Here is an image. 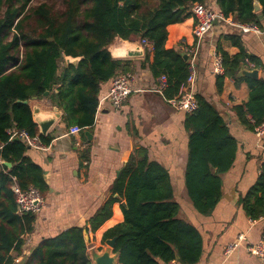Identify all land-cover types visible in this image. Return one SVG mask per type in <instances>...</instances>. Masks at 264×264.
I'll use <instances>...</instances> for the list:
<instances>
[{"label":"trees","instance_id":"16d2710c","mask_svg":"<svg viewBox=\"0 0 264 264\" xmlns=\"http://www.w3.org/2000/svg\"><path fill=\"white\" fill-rule=\"evenodd\" d=\"M31 1L0 0V159L10 164L0 165V264L17 263L23 236L32 231L35 220L34 213H16L12 184L21 189L36 187L42 196L49 189L42 167L25 155L27 145L9 132L25 131L44 143L51 140L50 135L39 133L31 109L23 101L48 99L62 110L67 127L89 128L101 83L129 68L126 60L114 59L108 51L116 37L149 40L151 49L145 50L143 64L154 77L165 76L164 98L175 97L188 75V63L179 49L193 44L195 37L191 33L190 42L166 46L168 27L191 18L193 29L192 4L206 0ZM254 1L216 3L224 16L262 28L264 0H257L261 5L257 12ZM227 38L239 51L229 55L217 46L223 65V73L217 75L218 89L225 77L236 87L247 83V100L233 110L240 124L254 131L264 120V79L239 75L245 58L252 63L255 59L246 53L237 34ZM65 56L81 58L74 65L67 64ZM196 98L197 109L185 113L183 121L189 133L184 184L195 210L208 215L218 202L221 175L233 164L237 142L214 106L201 96ZM114 203L119 204L123 220L105 230L101 240L115 237L113 253L118 255L119 264H194L200 259L201 236L193 224L178 217L169 173L160 163L149 160L145 149L132 151L105 201L86 220L92 232L112 216ZM241 205L250 219L264 216V161ZM117 213L108 223L115 221ZM83 231L76 225L42 238L25 264H91Z\"/></svg>","mask_w":264,"mask_h":264},{"label":"crops","instance_id":"0c3cea01","mask_svg":"<svg viewBox=\"0 0 264 264\" xmlns=\"http://www.w3.org/2000/svg\"><path fill=\"white\" fill-rule=\"evenodd\" d=\"M261 25L264 28V20ZM168 29L166 46H173L176 42L188 43L191 41L192 19ZM234 33L240 37L246 53L255 59L253 65L258 69V77L264 79V31L241 33L223 23H215L199 45L194 93L209 101L222 115L236 139L237 151L231 168L221 175L220 196L211 213H198L187 195L184 173L189 133L183 124L185 113L174 109L162 92L157 91L158 78L152 75L147 64H143L145 50L151 49V45L142 46L140 56L114 58L126 60L128 71L135 75L133 91L120 107L103 99L110 80L103 82L94 122L89 128L77 134H67L68 127L62 121L63 112L58 109L59 117L44 135H50L51 140L48 143L40 140L41 148L27 145L25 155L42 167L49 189L35 214L32 231L23 236L22 256L16 258L17 261L28 256L42 238L54 236L71 226H82L92 242L95 238L101 240L105 230L120 223L123 216L118 203L112 205V216L94 232L86 220L105 201L113 180L132 151L140 147L146 150L149 160L160 163L168 171L173 197L179 205L178 217L193 224L201 236V257L194 264H264V260L246 250L247 245L255 244L263 236L264 216L250 219L241 205V198L260 173L264 161V136L258 137L240 124L233 110V106L247 100V83L241 82L236 87L231 78L225 77L221 89H218L217 74L211 69L212 51L217 46L229 55L239 51L227 38ZM122 44L115 38L110 46L117 50ZM243 66L249 69L247 64ZM36 101L34 107L37 105L40 112L53 113L54 105L48 99ZM85 131L89 135H85ZM76 141L80 145L76 146ZM116 210L115 221L108 223ZM239 235L243 236L242 242L226 255V245ZM88 239H85L87 246ZM87 249L89 253L91 247ZM173 264L182 263L174 261Z\"/></svg>","mask_w":264,"mask_h":264},{"label":"built area","instance_id":"2783aa9c","mask_svg":"<svg viewBox=\"0 0 264 264\" xmlns=\"http://www.w3.org/2000/svg\"><path fill=\"white\" fill-rule=\"evenodd\" d=\"M216 0H206L203 3L195 2L192 4L191 13L194 17V26L192 33L195 37L193 44L184 47V51L187 53L186 61L188 63L187 70L188 75L186 80L181 83L178 93L175 97L166 99L168 103L176 110L183 113H192L198 107L197 98L194 93V83L196 79L197 70V55L199 45L204 39V37L212 30L215 22H220L228 25L241 33H262L264 28L258 27L255 23H240L231 16H224L221 10L218 8L217 3L213 7ZM142 46L151 45L149 40L142 38L140 39ZM212 72L214 74L223 73L222 56L217 50L212 51ZM244 63L247 64L249 68H254L253 63L245 58ZM135 75L130 71L118 72L110 79V86L107 90L106 95L103 99L108 100L115 107H120L122 103L128 98L132 90V84L134 82ZM166 86V78L164 75L158 77V85L156 87L158 92H162L163 88ZM102 100V98L100 99ZM82 128L77 125H72L68 127L67 134H77L81 132ZM11 137L17 136L26 145L34 148H41L42 144L39 136H30L25 131H9ZM256 136H264V120L254 127ZM78 146L80 143L75 142ZM0 159V165L2 164ZM11 190L15 195L16 203V213L22 215L27 212L36 214L43 202V196L36 187L29 186L27 189H21L16 183H13ZM243 240V236L239 235L234 241L227 244L224 253L228 255L234 249H236ZM246 250L251 254L257 256L259 259L264 260V235L255 244H250L246 246ZM174 263V261H172ZM171 262V264H173Z\"/></svg>","mask_w":264,"mask_h":264},{"label":"water","instance_id":"95a60500","mask_svg":"<svg viewBox=\"0 0 264 264\" xmlns=\"http://www.w3.org/2000/svg\"><path fill=\"white\" fill-rule=\"evenodd\" d=\"M254 6V11L257 12L261 9L260 3L255 0L253 3ZM217 23V21H214ZM117 40L122 42L123 44L116 50V47L108 46V51L110 52L111 56L113 58H118V57H133V56H140L142 55V45L140 40L138 39H122L120 37H116ZM179 53L183 57L184 60L187 58V53L184 51V49H179ZM81 57H71V56H65L64 60L68 64H74L76 65L77 62L79 61ZM239 75L241 76H248L252 78H257L258 77V69L256 68H245L242 66V68L239 71ZM47 94V93H45ZM37 99H29L26 101H23V103H28L31 113H32V118L33 121L37 124L39 133L42 134L43 136L46 134L47 130L51 127V125L55 122V120L59 117L60 113L58 111V108L56 106L52 107V114H45L40 112V109L35 104H37L36 101ZM85 135H89L87 131H85ZM4 164H7L10 166L9 163L2 162ZM123 206H125V202L121 203ZM84 233V238L87 240L88 236L86 234V231H83ZM106 245L109 248L104 249L101 253H93L91 255V261L93 264H116L118 262V255L116 253H113V248L115 245V237L111 239H106L105 240ZM27 260V256H23L19 261H17L16 264H25Z\"/></svg>","mask_w":264,"mask_h":264},{"label":"rangeland","instance_id":"374dc122","mask_svg":"<svg viewBox=\"0 0 264 264\" xmlns=\"http://www.w3.org/2000/svg\"><path fill=\"white\" fill-rule=\"evenodd\" d=\"M39 1H41V0H32V1L30 2V4H36V3H38ZM55 1H58V0H55ZM89 241H90V239H88V242H89ZM90 243H91V244H90ZM88 247H89V248L91 247V249L89 250L88 255H90V253H91V255H92V254L95 253V252H96V253H101L102 251H104V249L109 248V247L106 245L105 241L100 240V238H95V239H93L92 242H89ZM87 251H88V249H87ZM90 259H91V256H90Z\"/></svg>","mask_w":264,"mask_h":264},{"label":"bare ground","instance_id":"6f19581e","mask_svg":"<svg viewBox=\"0 0 264 264\" xmlns=\"http://www.w3.org/2000/svg\"><path fill=\"white\" fill-rule=\"evenodd\" d=\"M98 106V105H97Z\"/></svg>","mask_w":264,"mask_h":264}]
</instances>
